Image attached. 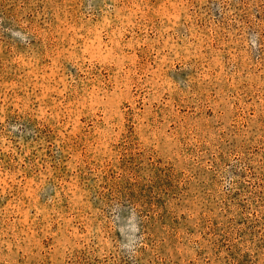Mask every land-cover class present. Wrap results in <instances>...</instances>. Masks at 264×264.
I'll list each match as a JSON object with an SVG mask.
<instances>
[{"label":"rangeland","instance_id":"1","mask_svg":"<svg viewBox=\"0 0 264 264\" xmlns=\"http://www.w3.org/2000/svg\"><path fill=\"white\" fill-rule=\"evenodd\" d=\"M0 264H264V0H0Z\"/></svg>","mask_w":264,"mask_h":264}]
</instances>
